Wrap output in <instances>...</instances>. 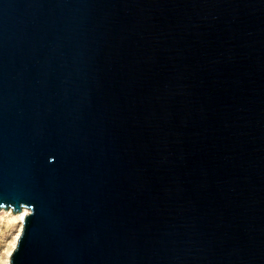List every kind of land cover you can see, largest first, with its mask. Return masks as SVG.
I'll use <instances>...</instances> for the list:
<instances>
[{"label": "water", "instance_id": "1", "mask_svg": "<svg viewBox=\"0 0 264 264\" xmlns=\"http://www.w3.org/2000/svg\"><path fill=\"white\" fill-rule=\"evenodd\" d=\"M9 264H264V0H0Z\"/></svg>", "mask_w": 264, "mask_h": 264}, {"label": "rangeland", "instance_id": "2", "mask_svg": "<svg viewBox=\"0 0 264 264\" xmlns=\"http://www.w3.org/2000/svg\"><path fill=\"white\" fill-rule=\"evenodd\" d=\"M19 228L18 221L9 219L5 212L0 211V264H7Z\"/></svg>", "mask_w": 264, "mask_h": 264}, {"label": "bare ground", "instance_id": "3", "mask_svg": "<svg viewBox=\"0 0 264 264\" xmlns=\"http://www.w3.org/2000/svg\"><path fill=\"white\" fill-rule=\"evenodd\" d=\"M3 212H5L7 214L9 219L18 221V223L20 225L19 232L17 233V235H16V237L14 239V243H13V247H12V250H13V248L16 245L17 239H18V237L20 235V232L22 230L23 223L25 221V217H26V215L30 214L31 211H30V209L25 208L19 213H14L12 210L3 211ZM12 250L9 253L7 264H9V262H10V254H11Z\"/></svg>", "mask_w": 264, "mask_h": 264}]
</instances>
